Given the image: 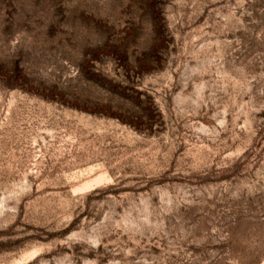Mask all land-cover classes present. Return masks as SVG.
I'll use <instances>...</instances> for the list:
<instances>
[{"label": "rangeland", "instance_id": "obj_1", "mask_svg": "<svg viewBox=\"0 0 264 264\" xmlns=\"http://www.w3.org/2000/svg\"><path fill=\"white\" fill-rule=\"evenodd\" d=\"M0 264H264V0H0Z\"/></svg>", "mask_w": 264, "mask_h": 264}]
</instances>
